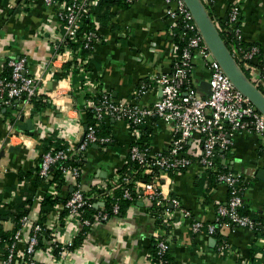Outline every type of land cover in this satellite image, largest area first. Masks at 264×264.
Returning <instances> with one entry per match:
<instances>
[{
  "label": "crops",
  "instance_id": "0c3cea01",
  "mask_svg": "<svg viewBox=\"0 0 264 264\" xmlns=\"http://www.w3.org/2000/svg\"><path fill=\"white\" fill-rule=\"evenodd\" d=\"M233 4L240 7L246 44L264 48V0H216L210 11L220 21L227 18ZM167 8L165 0H137L129 6L113 7L109 19H97L99 40L87 72L59 71L62 77L70 78L71 96H65L67 88L57 84V74L50 76L47 88L60 89L59 98L71 106L69 111L44 99L40 102L47 104H0V225L12 231L13 213L31 199L29 216L33 220L44 218L41 222L45 226L35 254L38 264H155L151 249L160 237L170 243L171 264H264V231L233 227L226 222L218 237L205 231L194 233L192 219L182 209L166 202L163 213L156 215L151 211L154 202L142 194L125 211L104 221L97 220V212L91 211L87 217L92 219L86 218L91 220L90 225L69 216L63 203L74 189L79 186L90 196L128 162L129 148L137 135L123 120L106 121L112 141L92 144L83 155L79 179L64 174L61 186L56 181L55 204L45 206L50 184L39 174L41 154L46 144L60 141L70 145V155L75 156L79 132L89 121L82 113V90L89 89L83 83L85 79L92 84V90H105L116 101L136 100L148 107L162 96L158 88L148 89L139 98L135 91L141 83L173 68L176 48L171 34L173 19L167 15ZM62 34L54 6L43 0H0V76L7 72L10 59L20 57L26 58L28 73L48 72ZM208 79L207 67L196 56L192 83L197 94H207L204 84ZM139 131V138L146 137L153 150L169 148L173 127L165 120H148ZM21 134L27 137H19ZM202 145V134L194 133L184 152L194 163L174 171L164 180L163 188L178 197L182 208L195 219L212 223L218 217V207L228 200V188L219 183L209 188L206 168L196 161ZM216 160L244 177L246 206L264 222V139L256 133H238L233 137L232 150ZM57 239L73 242L72 251L61 255L54 250ZM25 244L24 237L13 264L22 263ZM5 257V246L0 243V264H4Z\"/></svg>",
  "mask_w": 264,
  "mask_h": 264
},
{
  "label": "built area",
  "instance_id": "2783aa9c",
  "mask_svg": "<svg viewBox=\"0 0 264 264\" xmlns=\"http://www.w3.org/2000/svg\"><path fill=\"white\" fill-rule=\"evenodd\" d=\"M12 1V0H11ZM47 5L54 6V15L63 28V34L58 39L55 47V55L52 58L48 72L35 71L28 73L26 58H15L8 61L10 75L0 76V104L10 105L16 101L23 102L24 106L33 105V98H41L48 102L59 105L62 110L69 111L71 106L59 98V88L48 89L50 76H59L57 84H62L68 92L65 96L70 97L72 90L70 78L59 75L63 72L79 69L86 73L91 63V54L96 48L99 40L97 29H92L88 21L97 24V18L91 13L98 6L100 0H43ZM134 3L137 0H125ZM168 8L167 15L173 19L171 30L174 36L176 55L173 68L170 72L156 75L150 80L143 82L136 88L135 97L139 98L148 89L158 88L162 96L155 100L150 106H141L138 101H116L109 92L105 90L94 91L89 80L83 83L89 87L85 92V103L82 113H91L94 122L88 124L82 132H79L77 152L74 157L70 155L71 147L62 143V147L51 146L44 149L41 154L40 176L50 184L48 195L53 198L58 194L57 183L53 181L54 167L61 162H68L72 158L77 164H66L60 166L63 174H70L75 180L82 174L83 155L86 150L98 142H111V137L99 136V128L108 119L114 118L128 122V125L136 133L135 141L129 148V159L144 165V172L151 176L150 181H137L140 194L146 196L158 205L164 202L173 204L174 207L182 209L185 215L192 219V231L205 233L213 236L220 224V219L226 218L229 225L233 227H244L254 230L256 221L248 215L240 213L244 205L242 188L246 185L244 177L240 173L232 171H220L216 180L228 188V200L218 207L216 222L204 223L192 216V213L182 208L181 200L167 194L163 188L164 180L168 179L171 172L187 169L194 163L191 157L184 152L190 138L196 132L203 136V145L197 162L204 168L214 166L217 151L230 152L233 146V137L238 133L250 132L260 135L264 139V115L259 112L251 100L245 96L233 84L229 76L224 72L221 64L209 48L192 12L185 0H165ZM207 11L216 0H202ZM226 28L230 30L238 44L232 43L231 52L239 66L249 73L247 77L264 92V57L263 65L258 66L260 61V47L257 45L245 49L242 34L241 11L238 4H233L226 18ZM213 22L220 28L219 21L214 17ZM223 28V27H222ZM182 30L181 38L186 39V44L178 52L176 43L177 30ZM189 34L186 37V34ZM185 36V37H184ZM264 49V48H263ZM202 58L209 71L208 82L211 94L199 95L196 93L192 74L195 58ZM64 69V71H63ZM61 74V73H60ZM91 87V88H90ZM73 91V90H72ZM163 119L172 124L173 135L167 150H153V146H142L139 141V130L143 128L148 120ZM16 136V135H14ZM19 136V135H18ZM19 137H27L21 134ZM72 157V158H71ZM128 159V160H129ZM110 182L114 187L130 182L129 177H122L116 171ZM102 188H106V185ZM124 197L132 199L131 191L124 189ZM92 204V200L79 186L74 189L64 201L63 206L69 216L90 225L91 220L83 217L85 209ZM99 208L95 215L97 220H107L111 215L105 211L104 201L94 203ZM120 204L113 206V214L120 213ZM45 232V226L39 220H33L29 215L21 217L19 226L10 237V242L5 245L6 257L4 264H13L18 254V244L22 238H26L23 250V261L21 264H38L35 258L40 246L41 237ZM1 241V237H0ZM73 242L54 240L53 248L61 255L72 251ZM158 254L168 253L170 244L164 240L158 241ZM57 264V263H56ZM164 264V263H155Z\"/></svg>",
  "mask_w": 264,
  "mask_h": 264
},
{
  "label": "trees",
  "instance_id": "16d2710c",
  "mask_svg": "<svg viewBox=\"0 0 264 264\" xmlns=\"http://www.w3.org/2000/svg\"><path fill=\"white\" fill-rule=\"evenodd\" d=\"M117 5H121V6H129L130 3H127L125 0H100L98 6H96L93 11L91 12L98 20H102L104 19H109L110 17V12L113 9V7L117 6ZM207 8V7H206ZM210 16L212 19H214L213 13L210 11L209 12ZM97 20V22H98ZM226 19H221L219 21L220 23V28H219V32L223 38V40L226 42L227 46L231 48L232 43L234 44H238L239 43L237 41H234L235 37L233 35V33L230 30L224 29L226 28ZM89 26L92 29L96 30V23H92L91 21H88ZM223 27V28H222ZM182 30L178 29L177 30V37H176V43L178 45V52H181V50L183 49V47L186 44V39L181 38V34ZM188 37L189 34H186ZM185 37V36H184ZM236 40V39H235ZM240 45H242L245 49H249L254 45H257L260 47V53H259V63L258 66L261 67L263 65V58L264 57V49L258 45V44H246V42H241ZM7 68V72L5 73L4 77H8L10 75V68L9 66L6 67ZM245 73L248 75L249 73L244 69ZM43 99L41 98H33V104L35 105H39V103H42L40 101H42ZM45 104H47L46 102H43ZM42 103V104H43ZM88 116V124H91L94 122V119L91 115V113L87 114ZM106 122L102 123V125L99 128V136L101 137H110L109 135V128L106 127ZM145 132L149 135V131L145 128ZM147 134H145L147 136ZM101 143V142H98ZM139 143H141L142 146H149L150 142L148 139L143 138L139 141ZM51 146H56L58 148L62 147V143L60 141L57 142H53L51 141L50 143L46 144L45 149L50 148ZM151 146V145H150ZM229 153V151L227 152H221V151H217L216 153V158L217 156L221 155V154H227ZM75 158H72L71 160H69L68 162H61L59 164H57V167H54V178L53 181H58L59 186H61L64 183V174L61 171L60 166L62 165H66V164H77L76 162H74ZM219 159V158H218ZM144 165L139 164L138 162L132 161V160H128V162L122 166V168H120L118 170V172L121 174L122 177H129L130 178V182L126 185L121 184L118 187H115L113 190H111L113 186V184L111 182H108L106 184V188H101V189H95L92 194H90V198L92 200V204L90 206H88L85 211L83 212V217L85 218H89L92 219L90 217H87L88 212H97L98 209L95 208L94 203H96L97 201H104L105 206L104 209L105 211H107L111 216L114 215L113 214V206L115 203H119L120 204V212L125 211L128 207H130V205H132L133 203H135L138 198H139V194L141 192V190L137 187V181L141 180V181H150L151 176L147 173L144 172ZM180 170H185V169H180ZM220 171H230L228 170L226 167H224V165H222L221 161L216 160L215 159V163L213 167L207 168L205 171L206 174V179L209 182V188L211 189V187L215 186L216 184H218V181L216 180L217 174ZM233 172V171H232ZM173 173V171L171 172V174ZM247 187V184L244 185V187L242 188V194L244 197V190ZM128 188L131 191L132 194V199L129 198H125L124 197V189ZM89 195V194H87ZM48 198L45 200V206H49V205H54L56 202V198H52L51 195L47 196ZM69 197V196H68ZM67 197V198H68ZM66 200V199H64ZM245 200V197H244ZM154 202V201H152ZM31 203V199H28V201L26 202V204H22L18 207V209L13 213V217L15 220V226L13 228L12 231H5L2 226L0 225V237H1V241L0 243L5 246L8 242H10V237L13 235V233L15 232V230L18 228L19 226V222L22 216L24 215H29V207L28 204ZM165 203V204H164ZM162 204H157L156 202H154V206L151 208V211L153 213H155L156 215H161L163 213V209L165 207H167L166 202H164ZM169 203V202H167ZM45 209V208H44ZM45 212V211H44ZM240 213L243 215H248L250 216L252 219H254L256 221V227L254 230L258 231V232H262L264 231V222L256 217L255 215L251 214V212L248 210L247 206H246V202H244V205L240 208ZM2 216L1 212H0V217ZM44 219V218H43ZM43 219L41 218L39 221L43 222ZM228 220L226 218L220 219V224L217 227L216 232L214 233L213 236L218 237L219 235V230L221 228V226L226 223ZM41 222V223H42ZM217 223V221H214ZM159 240H164L167 243H169V241L166 238H158L155 239V241L152 244V249L151 252L155 255L154 256V261L155 263H164V264H171V257L169 252L168 253H164V254H158V241ZM170 244V243H169Z\"/></svg>",
  "mask_w": 264,
  "mask_h": 264
},
{
  "label": "water",
  "instance_id": "95a60500",
  "mask_svg": "<svg viewBox=\"0 0 264 264\" xmlns=\"http://www.w3.org/2000/svg\"><path fill=\"white\" fill-rule=\"evenodd\" d=\"M185 2L224 72L229 76L236 88L247 96L255 108L264 115V92L247 77L239 66L202 0H185ZM204 87L205 92L211 94V87L208 81L204 84Z\"/></svg>",
  "mask_w": 264,
  "mask_h": 264
}]
</instances>
